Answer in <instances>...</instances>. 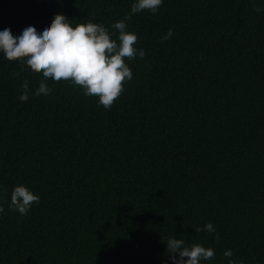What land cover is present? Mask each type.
<instances>
[{
	"label": "trees",
	"instance_id": "trees-1",
	"mask_svg": "<svg viewBox=\"0 0 264 264\" xmlns=\"http://www.w3.org/2000/svg\"><path fill=\"white\" fill-rule=\"evenodd\" d=\"M135 2L0 0L13 36L131 15L146 53L110 110L63 81L35 96L41 76L0 54V264H172L168 238L212 248L201 264H264V0ZM16 186L40 197L27 215Z\"/></svg>",
	"mask_w": 264,
	"mask_h": 264
},
{
	"label": "clouds",
	"instance_id": "clouds-1",
	"mask_svg": "<svg viewBox=\"0 0 264 264\" xmlns=\"http://www.w3.org/2000/svg\"><path fill=\"white\" fill-rule=\"evenodd\" d=\"M162 4L163 0H136L131 6V13L147 10L155 15ZM253 11L258 13L261 9L253 3ZM130 19L131 15H128L115 22L111 26L115 31L110 32L104 25L92 22L73 27L66 16L56 14L42 33L33 26L23 29L19 36H13L10 28L0 31V54L8 61L19 62L22 70H30L34 75L41 76L35 96L51 94L48 80L56 83L63 81L82 88L86 97H98V106L110 110L124 92L125 83L133 79L126 59L130 61L137 56L144 58L146 55L143 49L133 47L138 37L127 30L126 21ZM173 34L169 29L162 39L166 41ZM12 75L16 76L18 73L14 72ZM22 89L23 94L19 96V100L26 102L30 93L27 80L22 84ZM39 202L40 197L28 188L16 186L11 192L9 210L27 215L33 204ZM4 211L0 204V213ZM204 231L215 233L216 229L211 223L203 228H195V232ZM165 244L172 264H201L202 261H210L215 257L212 248L201 244L189 247L177 238H168ZM224 256L229 258L228 264H236L231 259V250H226Z\"/></svg>",
	"mask_w": 264,
	"mask_h": 264
}]
</instances>
